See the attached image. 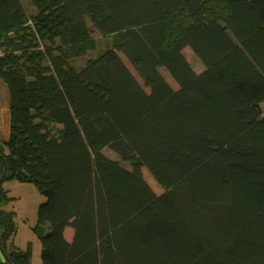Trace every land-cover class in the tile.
I'll return each mask as SVG.
<instances>
[{
  "label": "trees",
  "instance_id": "16d2710c",
  "mask_svg": "<svg viewBox=\"0 0 264 264\" xmlns=\"http://www.w3.org/2000/svg\"><path fill=\"white\" fill-rule=\"evenodd\" d=\"M29 1L0 0V264H31L7 181L44 198L42 264H264V0Z\"/></svg>",
  "mask_w": 264,
  "mask_h": 264
},
{
  "label": "crops",
  "instance_id": "0c3cea01",
  "mask_svg": "<svg viewBox=\"0 0 264 264\" xmlns=\"http://www.w3.org/2000/svg\"><path fill=\"white\" fill-rule=\"evenodd\" d=\"M10 135V96L6 83L0 78V141L7 140ZM4 188L13 198L2 206L5 210H13L16 213L17 232L14 236V244L20 249L31 246V264H42L41 243L33 231L38 219V207L44 198L35 185L18 181H7ZM66 228V233H69Z\"/></svg>",
  "mask_w": 264,
  "mask_h": 264
},
{
  "label": "rangeland",
  "instance_id": "374dc122",
  "mask_svg": "<svg viewBox=\"0 0 264 264\" xmlns=\"http://www.w3.org/2000/svg\"><path fill=\"white\" fill-rule=\"evenodd\" d=\"M23 1L26 4L29 12L30 13L33 12V6L31 4V2L29 0H23ZM92 34L96 40V48L94 50L87 52L85 55H83L79 58L73 59L72 62L76 67H82L88 59L95 58L98 54H100L102 51H104L106 48H108L111 45V38L102 36L95 29H93ZM183 52H184V55H185L186 59L188 60V62L190 63L192 68L197 73L201 72L204 69V66H203L201 60L194 54V52L189 47L184 48ZM120 56H121L122 60L125 62V64L128 66V68L131 70V72L134 74V76L138 79V81L145 87L146 90H148V88L144 85L143 80L136 73L135 69L133 68L131 63L128 61V59L122 53H120ZM160 70H161V73L166 78V80L169 82V84L173 88H177L176 83L172 80V78L169 76V74L163 69H160ZM262 111L264 112V105H262ZM103 152L105 153V155L107 157L114 159V160H117V161H120L122 163V165H124L127 168H130V163L127 161L121 160L119 155L116 154L112 149L106 147V148H104ZM142 171H143L144 179L149 184V186L152 188V190L156 194H161L163 192V188L158 185V183L155 181L153 176L148 172V170L146 168H143ZM68 229L69 230H67V231L68 232L70 231V232L66 233V234L68 237H70L73 230H72V228H68Z\"/></svg>",
  "mask_w": 264,
  "mask_h": 264
},
{
  "label": "built area",
  "instance_id": "2783aa9c",
  "mask_svg": "<svg viewBox=\"0 0 264 264\" xmlns=\"http://www.w3.org/2000/svg\"><path fill=\"white\" fill-rule=\"evenodd\" d=\"M3 55V52L0 50V57Z\"/></svg>",
  "mask_w": 264,
  "mask_h": 264
}]
</instances>
